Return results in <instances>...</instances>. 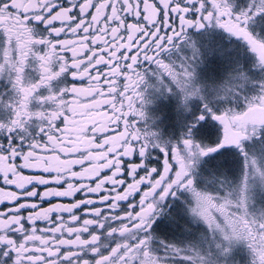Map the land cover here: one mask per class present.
I'll use <instances>...</instances> for the list:
<instances>
[{"label": "snow or ice", "instance_id": "1", "mask_svg": "<svg viewBox=\"0 0 264 264\" xmlns=\"http://www.w3.org/2000/svg\"><path fill=\"white\" fill-rule=\"evenodd\" d=\"M0 264H264V0H0Z\"/></svg>", "mask_w": 264, "mask_h": 264}, {"label": "rangeland", "instance_id": "2", "mask_svg": "<svg viewBox=\"0 0 264 264\" xmlns=\"http://www.w3.org/2000/svg\"><path fill=\"white\" fill-rule=\"evenodd\" d=\"M240 171V159L235 155L229 167V175L233 176V180L237 179Z\"/></svg>", "mask_w": 264, "mask_h": 264}, {"label": "flooded vegetation", "instance_id": "3", "mask_svg": "<svg viewBox=\"0 0 264 264\" xmlns=\"http://www.w3.org/2000/svg\"><path fill=\"white\" fill-rule=\"evenodd\" d=\"M236 156L239 158L238 153L236 154ZM28 174H30V173L25 172V175H28ZM231 177L233 178V176H231ZM53 202H55V201H53ZM47 206H48V205H44V207H47ZM240 256H241V260H242V261L246 258V256H247L246 248H245L244 250L241 251Z\"/></svg>", "mask_w": 264, "mask_h": 264}]
</instances>
